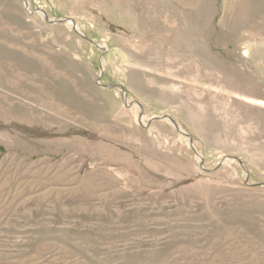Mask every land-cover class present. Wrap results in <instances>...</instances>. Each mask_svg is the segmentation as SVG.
Returning a JSON list of instances; mask_svg holds the SVG:
<instances>
[{"label":"rangeland","instance_id":"1","mask_svg":"<svg viewBox=\"0 0 264 264\" xmlns=\"http://www.w3.org/2000/svg\"><path fill=\"white\" fill-rule=\"evenodd\" d=\"M0 264H264V0H0Z\"/></svg>","mask_w":264,"mask_h":264},{"label":"water","instance_id":"2","mask_svg":"<svg viewBox=\"0 0 264 264\" xmlns=\"http://www.w3.org/2000/svg\"><path fill=\"white\" fill-rule=\"evenodd\" d=\"M25 4H26V6L27 7H29V5H28V3H27V1H25ZM50 21V20H49ZM69 20H67V19H60V20H55V21H51V23H65V22H68ZM99 46V45H98ZM164 119V117L163 118H155V119H153V120H163Z\"/></svg>","mask_w":264,"mask_h":264},{"label":"bare ground","instance_id":"3","mask_svg":"<svg viewBox=\"0 0 264 264\" xmlns=\"http://www.w3.org/2000/svg\"><path fill=\"white\" fill-rule=\"evenodd\" d=\"M173 30H175L174 27H173ZM172 34L175 35V36L172 38V40H173V41H176V35L178 36L177 30H176V31H173Z\"/></svg>","mask_w":264,"mask_h":264}]
</instances>
